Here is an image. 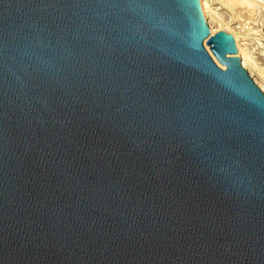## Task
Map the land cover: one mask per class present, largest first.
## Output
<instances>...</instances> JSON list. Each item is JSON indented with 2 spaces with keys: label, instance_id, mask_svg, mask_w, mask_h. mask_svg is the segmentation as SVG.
Returning <instances> with one entry per match:
<instances>
[{
  "label": "water",
  "instance_id": "water-1",
  "mask_svg": "<svg viewBox=\"0 0 264 264\" xmlns=\"http://www.w3.org/2000/svg\"><path fill=\"white\" fill-rule=\"evenodd\" d=\"M0 264H264V92L200 0H0Z\"/></svg>",
  "mask_w": 264,
  "mask_h": 264
},
{
  "label": "bare ground",
  "instance_id": "bare-ground-1",
  "mask_svg": "<svg viewBox=\"0 0 264 264\" xmlns=\"http://www.w3.org/2000/svg\"><path fill=\"white\" fill-rule=\"evenodd\" d=\"M200 3L206 21L212 32H217L223 29L234 36L238 49V56L242 60L243 67L264 92V68H260L257 60L253 57L252 52L248 47V41L244 39L247 30L243 28L245 20H252L253 22L256 21L259 16L264 14H262L264 0H200ZM220 10L226 12L228 17H222L220 15L221 12L218 14ZM255 40L259 41L260 38L257 37L253 41ZM261 45H264V41L261 42ZM261 51L264 52V46Z\"/></svg>",
  "mask_w": 264,
  "mask_h": 264
},
{
  "label": "rangeland",
  "instance_id": "rangeland-1",
  "mask_svg": "<svg viewBox=\"0 0 264 264\" xmlns=\"http://www.w3.org/2000/svg\"><path fill=\"white\" fill-rule=\"evenodd\" d=\"M219 13L224 18L228 17V14L226 12H223V11L220 10L218 12V14ZM263 13H264V9H262V14ZM263 19H264V14L257 18V20H256L257 22L256 21L252 22V20H248V21L245 20V22L243 23L244 24L243 28L245 30H247V32L244 35V39L246 41H248L247 42L248 43V47H249L250 51L252 52L253 57L257 60L258 65H260V68H262V69L264 68V52L261 51V49L264 46V45L263 46L261 45V42L264 41V23H263ZM255 37L256 38L257 37L260 38V40L259 41H256V40L253 41L254 39H256ZM249 40H250V42H249Z\"/></svg>",
  "mask_w": 264,
  "mask_h": 264
}]
</instances>
